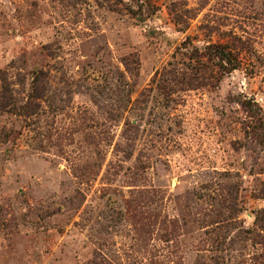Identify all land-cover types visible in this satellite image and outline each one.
<instances>
[{
  "label": "rangeland",
  "instance_id": "374dc122",
  "mask_svg": "<svg viewBox=\"0 0 264 264\" xmlns=\"http://www.w3.org/2000/svg\"><path fill=\"white\" fill-rule=\"evenodd\" d=\"M139 1L0 0V264H264V0Z\"/></svg>",
  "mask_w": 264,
  "mask_h": 264
},
{
  "label": "trees",
  "instance_id": "16d2710c",
  "mask_svg": "<svg viewBox=\"0 0 264 264\" xmlns=\"http://www.w3.org/2000/svg\"><path fill=\"white\" fill-rule=\"evenodd\" d=\"M137 5H140L139 0H134ZM141 6V5H140ZM131 15L135 17H140L139 9L127 8ZM202 54L207 56L208 59H216V65L221 69H234L237 65V55L231 46L228 44H215L209 43L203 47Z\"/></svg>",
  "mask_w": 264,
  "mask_h": 264
}]
</instances>
